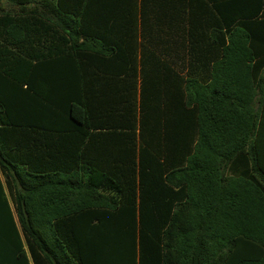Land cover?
I'll return each mask as SVG.
<instances>
[{
  "label": "trees",
  "instance_id": "16d2710c",
  "mask_svg": "<svg viewBox=\"0 0 264 264\" xmlns=\"http://www.w3.org/2000/svg\"><path fill=\"white\" fill-rule=\"evenodd\" d=\"M6 1L0 264H264V0L206 13L208 79L158 84L159 45L199 57L182 15Z\"/></svg>",
  "mask_w": 264,
  "mask_h": 264
},
{
  "label": "crops",
  "instance_id": "0c3cea01",
  "mask_svg": "<svg viewBox=\"0 0 264 264\" xmlns=\"http://www.w3.org/2000/svg\"><path fill=\"white\" fill-rule=\"evenodd\" d=\"M141 0H139L140 2ZM144 3H148L149 14L153 18L158 19V25L165 28V31H169V27H176L173 18L182 15L184 21L180 22V32L182 35L189 33L190 30L194 34H199L201 38L195 41L192 45L200 51L197 61H191L188 53L182 55L181 60H177V47L159 45L155 55L160 57L166 53L169 55L167 59L168 69L173 72L165 70L163 66H157L155 69L156 84L161 83L163 80H174L176 74H180L183 78H195L198 80H206L210 76L211 59L208 55L212 42L205 40L203 34H207V27H210V22L206 21V13L209 14L211 20L218 18L219 14L216 11V5H221L222 2H230L232 0H142ZM139 29L142 30L140 26ZM155 22V21H154ZM154 22H150L149 25H153ZM162 29H159L161 31ZM150 32H158L155 29H150ZM184 37V36H183ZM206 38V37H205ZM189 41V40H188ZM186 41V42H188ZM202 52V53H201ZM162 60V59H161ZM155 84V85H156ZM154 85V86H155ZM140 92V89H139ZM165 92V91H163ZM168 92V90L166 91ZM186 92V91H184Z\"/></svg>",
  "mask_w": 264,
  "mask_h": 264
},
{
  "label": "rangeland",
  "instance_id": "374dc122",
  "mask_svg": "<svg viewBox=\"0 0 264 264\" xmlns=\"http://www.w3.org/2000/svg\"><path fill=\"white\" fill-rule=\"evenodd\" d=\"M15 10L17 9L11 6L6 0H0V13L1 12H13Z\"/></svg>",
  "mask_w": 264,
  "mask_h": 264
}]
</instances>
